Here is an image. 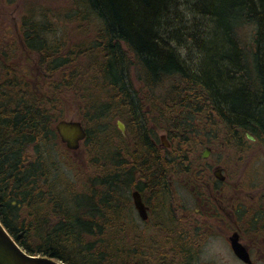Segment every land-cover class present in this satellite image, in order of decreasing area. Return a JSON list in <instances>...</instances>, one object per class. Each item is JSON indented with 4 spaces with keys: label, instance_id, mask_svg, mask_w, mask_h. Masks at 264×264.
Listing matches in <instances>:
<instances>
[{
    "label": "trees",
    "instance_id": "trees-1",
    "mask_svg": "<svg viewBox=\"0 0 264 264\" xmlns=\"http://www.w3.org/2000/svg\"><path fill=\"white\" fill-rule=\"evenodd\" d=\"M67 1L69 8L55 17L91 29L90 37L65 47L69 40L56 36L51 11L30 7L21 20L22 41H16L22 54L38 55L43 75L52 76L48 91L34 88L30 69H19L0 42V221L31 255L66 264H132V256L142 264L140 251L120 253L112 239L114 229L125 227L117 222L128 214L130 190L157 198L162 224H174L170 231L179 234L169 218L170 182L207 170L193 159L199 147L217 138L238 150L249 133L264 150V0ZM78 53L89 60L83 74L66 67ZM96 79L111 88L109 101L87 99V85ZM72 89L92 104L88 116L100 146L115 116L126 121L130 138L118 129L124 160L81 190L68 185L57 158L63 146L55 126ZM142 89L161 94L142 97ZM145 102L159 112L156 122L170 149L154 136ZM86 130L84 142L94 134ZM183 235L178 242L186 251L189 231Z\"/></svg>",
    "mask_w": 264,
    "mask_h": 264
},
{
    "label": "rangeland",
    "instance_id": "rangeland-1",
    "mask_svg": "<svg viewBox=\"0 0 264 264\" xmlns=\"http://www.w3.org/2000/svg\"><path fill=\"white\" fill-rule=\"evenodd\" d=\"M30 7H43V9H46L49 12L51 11L52 22L55 23L54 30H56V36H61L64 34L69 40L65 47H68V43L70 45L75 42L81 43L82 40L91 36L92 30L87 29V27L79 28L77 27L78 25L73 21L67 23L62 21L64 20L63 18L59 19L55 17L56 12L64 11L69 8V2L67 0H0L1 44H6L7 48L14 54V59L17 62L19 69H30L29 76L31 77L34 88H36V90L39 92L48 91L50 78L52 76L43 75L40 62L38 60V55L36 53H33L32 51H29L25 48L26 51H23L22 54V49L18 47L16 43V41H22L21 20L22 16L25 14V11ZM65 49L66 48H64V52H61V54L66 53ZM80 54L81 53H78V55L74 56L70 63L66 66L68 67V71L71 68L78 66L80 68V74H83V72L86 71V68H89V64H87L89 62L88 58H86L85 55L81 56ZM136 73L137 72L135 70L132 71V80L135 86L140 87L141 85L136 79ZM87 89V99L89 101H100L101 103H104L110 100V95L112 93L111 88L103 85L99 79L89 83L87 85ZM74 90L75 89L68 91L66 93V97H64L66 106L63 117L67 119L82 120L86 127L90 126L94 134L89 141L82 143L81 147L76 151L68 150L66 145L62 143L63 150H58L57 158L61 164L60 167L62 168L63 177L68 185L74 189L81 190L86 185H92L91 178L102 173L103 168L112 169L114 164H116V161L120 162V160H124V158H122L124 153V145L118 134V122L121 121L124 124L126 131L128 128L123 117H112L110 123L114 130L109 133L102 146H100L98 144L99 139L97 138V128L95 121L92 120V116H88L91 113L89 107L92 104L89 102L88 106L86 101L84 102V100L81 98V95L77 98V95L73 93ZM154 92H152L151 95H148V91L146 89H142L141 96L145 97L144 95L146 94L148 97H151L152 95V97H154V95L155 97H159L161 94L160 90L159 92ZM145 99L146 98H144V100ZM148 104V102H145V110L147 111L146 116L149 119V126L155 131L154 136L156 135L157 139L159 140V137L164 135V128H160L156 122V116H159L157 115L159 112L157 113L154 112V110H150ZM163 105L165 104H162L161 108H164ZM199 123H201V120ZM162 124L164 126V123ZM203 127L204 124H198V128L203 129ZM128 139H130L129 136ZM219 141L222 140L216 138L212 139L211 141L215 144L216 150L211 154L212 156L210 160L213 161L219 157L224 161L225 155L227 163L225 167H229L227 171H229L228 173L231 177L237 176L240 172L242 178L246 179L244 181L246 185L249 184L250 187L256 185L264 188V150L262 144L256 140H249L243 146L239 147L238 150H234V148L227 145L225 151L220 152L218 150L223 148L218 147L220 145ZM129 142L131 145V140ZM102 150H104V152H102ZM204 150L205 148L201 146L196 151L198 155H200ZM109 153L111 156L115 157V163L110 161L108 156ZM236 169L238 172H236ZM177 192L181 195L183 194L185 199L184 202L187 207L190 208L192 203L189 192L180 187L178 188ZM127 195L132 200L131 190ZM131 206L132 203L128 205V208L124 209L128 213L127 216L117 222L118 225L123 224L125 227L123 229H114V233L112 234L113 241L117 242L118 244L117 251L123 253L129 252L131 250L133 252V256H135V250L140 251L141 257L143 256L141 262L142 264H169L172 262L175 264H180L177 252L179 249L178 247L182 245V243L180 244V242H178L179 238L176 234H172L174 230L172 229V231H170L169 226L172 227L174 224L169 226L162 224L161 221L163 220L165 213H161L162 216L157 218L155 217L154 220H151L146 224L141 220L136 211L130 213L132 216L129 214ZM169 218L175 222L176 215L173 210L171 215H169ZM193 242L194 240L189 236L188 246L193 244ZM208 243L209 244L204 247V250H202L201 256H208L210 258L214 257V260L216 261L215 264H224L218 258V253L227 252L225 246L222 244V240L212 237L209 239ZM260 251L262 254H264V247L261 248ZM128 259L132 264H137V261H141V259L135 260L132 256L128 257ZM181 264L191 263L190 260L189 262L182 260ZM193 264H196V262ZM228 264L237 263L231 259Z\"/></svg>",
    "mask_w": 264,
    "mask_h": 264
},
{
    "label": "flooded vegetation",
    "instance_id": "flooded-vegetation-1",
    "mask_svg": "<svg viewBox=\"0 0 264 264\" xmlns=\"http://www.w3.org/2000/svg\"><path fill=\"white\" fill-rule=\"evenodd\" d=\"M222 142L219 141L218 147L223 148L218 150L220 152H224L226 149V145ZM206 143L203 146L205 150L202 154L198 155L196 151L193 159L199 158L200 162L197 160L195 164L203 163L201 171L207 170L201 176L192 178L193 180L181 177L178 178L179 183L177 184L174 183V178L170 182L172 193L169 194L170 199L167 205L175 212L176 229L181 233L184 229L189 231L194 240L189 250L182 252L179 247L177 252L179 262L181 264L182 260L186 262L190 260L191 264L194 262L196 264H215L214 257L201 256L202 250L209 244V239L214 237L221 239L227 250L226 253H218L219 260L224 264H228L231 259L237 264H247L237 256L232 247L231 238L235 237L241 245L247 248L251 264H264V254L260 251L264 247V188L246 185L244 183L246 179L242 178L240 172L237 176L231 177L227 171L229 167H225L226 156L224 155V161L219 157L211 161V154L216 150L215 144ZM171 145L168 144V147ZM205 152H208L206 157L204 156ZM237 169L236 172H238ZM216 172L219 173V177ZM179 187L189 192L192 203L190 208L185 204L183 194L177 192ZM195 189L199 194L194 193ZM134 190L137 189L132 191ZM139 192L148 208V218L142 221L147 224L154 220L155 216H162L163 210L159 200ZM131 203L132 212L136 211L139 215L133 200Z\"/></svg>",
    "mask_w": 264,
    "mask_h": 264
},
{
    "label": "water",
    "instance_id": "water-1",
    "mask_svg": "<svg viewBox=\"0 0 264 264\" xmlns=\"http://www.w3.org/2000/svg\"><path fill=\"white\" fill-rule=\"evenodd\" d=\"M120 130L125 133V126L122 122H118ZM62 143L66 145L69 150L75 151L80 148L81 142L86 138L87 132L80 120L76 119H62L59 120L55 126ZM248 138L255 140V138L248 134ZM162 145L168 146L165 135L161 136ZM208 156V152L204 153ZM219 177V173L216 172ZM133 201L135 208L143 220L148 218V208L143 202L142 195L139 191H134ZM232 247L237 256L251 264L249 253L245 246L241 245L235 237L231 238ZM0 264H65L49 256L30 255L28 254L6 230L0 222Z\"/></svg>",
    "mask_w": 264,
    "mask_h": 264
},
{
    "label": "bare ground",
    "instance_id": "bare-ground-1",
    "mask_svg": "<svg viewBox=\"0 0 264 264\" xmlns=\"http://www.w3.org/2000/svg\"><path fill=\"white\" fill-rule=\"evenodd\" d=\"M174 228V227H173ZM179 234H176L177 235V237L179 238V239H182L183 238V236H185V235H183V233H181L180 231L178 232ZM181 244V243H180ZM181 250H182V252H183V246L181 247Z\"/></svg>",
    "mask_w": 264,
    "mask_h": 264
}]
</instances>
